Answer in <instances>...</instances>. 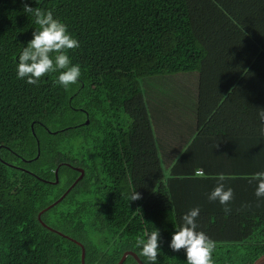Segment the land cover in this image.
I'll return each mask as SVG.
<instances>
[{
    "label": "trees",
    "instance_id": "trees-1",
    "mask_svg": "<svg viewBox=\"0 0 264 264\" xmlns=\"http://www.w3.org/2000/svg\"><path fill=\"white\" fill-rule=\"evenodd\" d=\"M192 1L0 0V264H82V245L86 264H117L127 250L138 255L136 240L151 231L161 237L157 264H186L169 243L195 207L197 230L216 242L214 264H247L264 252V197L249 181L264 171V146L252 155L259 168L224 181L234 190L229 214L208 199L219 172L205 163L208 145L223 143L207 123L220 100L264 93L233 91L239 77L217 56L221 37L210 39L214 24L199 33L195 15L219 5L233 18L219 0H197L195 12ZM24 2L52 10L79 40L68 55L82 75L68 89L56 83L59 72L36 85L17 77L39 27ZM252 53L261 71L264 50ZM240 107L253 117L246 101ZM75 167L85 171L77 182ZM134 191L142 199L131 201ZM122 264L139 262L129 255Z\"/></svg>",
    "mask_w": 264,
    "mask_h": 264
},
{
    "label": "clouds",
    "instance_id": "clouds-1",
    "mask_svg": "<svg viewBox=\"0 0 264 264\" xmlns=\"http://www.w3.org/2000/svg\"><path fill=\"white\" fill-rule=\"evenodd\" d=\"M23 11L35 16V24L39 27L33 32L27 46L19 55L17 65V77L25 79L28 84L36 85L40 79L50 73L59 72L56 83L68 89L76 84L82 75L79 64H73L69 50L80 47V42L68 30V25L54 16L52 10H43L39 7H31L24 2ZM262 122L261 134L264 135V108L258 112ZM197 177H203L202 171L196 172ZM217 186L208 195L210 201H219L224 205L225 213L229 214L228 207L234 199V190L225 186L228 179L224 174L217 177ZM249 181L257 183L255 195L257 198L264 197V171L253 174ZM131 201L142 199L141 193L134 191L130 195ZM200 208L195 207L182 216V225L172 235L169 248L173 252H186V264H214L213 253L216 242L204 231H198L197 218ZM146 237V238H145ZM136 246L140 249L138 255L144 258L143 264H157L159 250L161 249V237L159 231L145 233L136 240Z\"/></svg>",
    "mask_w": 264,
    "mask_h": 264
},
{
    "label": "crops",
    "instance_id": "crops-1",
    "mask_svg": "<svg viewBox=\"0 0 264 264\" xmlns=\"http://www.w3.org/2000/svg\"><path fill=\"white\" fill-rule=\"evenodd\" d=\"M255 10L256 12L253 13L264 23V0H255ZM233 18L240 23L235 17ZM234 19L233 22L237 23ZM241 26L243 25L241 24ZM243 28L245 27L243 26ZM245 30L247 29L245 28ZM224 51L227 50L225 46H222L220 50L216 51L217 56L227 68L235 72L239 77L233 91L243 97L255 98L263 94L264 78L258 79L257 77H252L254 72H257L260 76L258 60L252 62L248 71H246L245 65L250 61L249 57L240 54L237 61L229 65L222 60L221 53L226 54ZM254 51L257 52V50ZM260 59H264V54ZM259 62L262 63L261 61ZM261 71L264 72V69L261 68ZM215 101L205 100L208 106L213 105ZM245 101L249 107L254 108L255 113L251 118L244 117V114L241 112L240 103H244ZM220 103L222 104L221 107H223L221 108V112L219 114L214 111L211 112V116L209 114L207 117L209 119L207 123L208 130H211V134L208 135L221 139L223 143L216 145L212 142L208 145L206 149L208 158L205 160V163L208 168L219 172V174H224V171H227L226 176L228 178L239 177L241 172L246 171V169L259 168V164L255 162L252 155L254 151H258L260 147L264 146V135L261 134L262 122L258 116L259 110L264 108V100H220ZM182 119L183 115L179 117L180 121ZM250 139L253 140L249 141ZM260 142L262 143L261 145ZM202 170L199 169L197 171Z\"/></svg>",
    "mask_w": 264,
    "mask_h": 264
},
{
    "label": "rangeland",
    "instance_id": "rangeland-1",
    "mask_svg": "<svg viewBox=\"0 0 264 264\" xmlns=\"http://www.w3.org/2000/svg\"><path fill=\"white\" fill-rule=\"evenodd\" d=\"M214 2L207 1L205 5L209 8L210 6L216 5L217 2L213 4ZM219 2L221 3L224 12L228 13L232 18L235 17L240 23L234 18L233 19L237 23L233 22L232 19H229L223 11H220L221 8L217 5L213 11L208 10L203 17H199V15L196 14L195 25L196 27L201 25L204 26L203 31L199 30V33L204 34V32H207V27L214 24L212 32H210V39L216 35H218L219 38L221 37L222 44H224L223 46H225L227 51H224L226 54L219 53L222 54V60L229 65L237 61L240 57V52H244L242 49L246 48V51H249L248 56L250 60L245 65V70L248 71L250 64L256 60L252 50H263L264 48V23H262L253 13L256 12L255 0H219ZM196 3L197 0L191 2L194 12L196 11V6H199V4ZM201 10L204 11L205 9ZM218 11H220L218 15L214 16V13ZM204 20L208 22V26H205ZM241 24L247 30H245ZM234 37L238 38V40L235 41ZM252 77H257L258 79L264 78V72L260 71V76L257 72H254ZM95 240L97 239L95 238Z\"/></svg>",
    "mask_w": 264,
    "mask_h": 264
},
{
    "label": "water",
    "instance_id": "water-1",
    "mask_svg": "<svg viewBox=\"0 0 264 264\" xmlns=\"http://www.w3.org/2000/svg\"><path fill=\"white\" fill-rule=\"evenodd\" d=\"M86 123H89V119H87ZM39 153H40V151H39ZM75 168L81 173L80 176L76 180V182H77L84 176L85 171L81 167H75ZM58 176H59V167L56 169V178H57L56 182L59 181V177ZM76 182L74 184H72V186L65 192V194H63V196L60 199H62L71 190V188L74 187ZM60 199L58 201H60ZM57 202H55V203H57ZM52 205H55V204H52ZM51 206H49V207H51ZM41 213H40V215H41ZM82 246H83L82 247V264H86V249H85L84 245H82ZM128 255L134 256L136 258V260L139 262V264H143V261L141 260V258L137 255V253H135L132 250L131 251H126L117 264H122L125 261V259L128 257ZM247 264H264V252L261 253L260 255H258L255 259H253L251 262H249Z\"/></svg>",
    "mask_w": 264,
    "mask_h": 264
},
{
    "label": "flooded vegetation",
    "instance_id": "flooded-vegetation-1",
    "mask_svg": "<svg viewBox=\"0 0 264 264\" xmlns=\"http://www.w3.org/2000/svg\"><path fill=\"white\" fill-rule=\"evenodd\" d=\"M129 256V255H128Z\"/></svg>",
    "mask_w": 264,
    "mask_h": 264
}]
</instances>
